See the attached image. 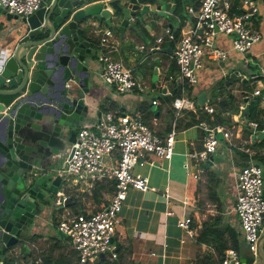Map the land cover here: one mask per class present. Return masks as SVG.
<instances>
[{
	"label": "crops",
	"instance_id": "0c3cea01",
	"mask_svg": "<svg viewBox=\"0 0 264 264\" xmlns=\"http://www.w3.org/2000/svg\"><path fill=\"white\" fill-rule=\"evenodd\" d=\"M230 1L232 12L238 13L241 2ZM170 2L172 5H175L172 1ZM149 4L150 8H154L157 5ZM258 4L260 10L253 22L255 28L260 29L263 33L260 42L256 43L246 52L240 53L232 48L231 38L228 35L219 33L214 39L213 46L227 51L229 57L218 59L204 54L202 56V65L197 70L198 81L194 84L188 83L193 87L190 94L184 91L183 86L186 82L179 78L177 65L174 74H167L169 63L172 59L174 62L175 60L171 52L172 50L164 52L162 49L170 46L173 48L176 45V40H170L167 35L165 39L163 37L164 30L157 31L155 29V22L148 20L152 16L150 13L145 14L146 22L142 25L137 24L135 30L125 27L123 31H118L114 25L111 26L103 23L95 26V32L91 35L94 58L89 71V79L92 80L93 87L90 89V96L85 97L89 114L84 124H95L103 116L105 113L101 108L103 104V109L113 111L116 116L131 115L138 111L144 121L153 130L159 134H165L171 127L175 126L177 129V118L182 115V111L191 110L196 112L198 107L207 111L205 105L212 106V89L218 79L227 76H240L237 71L242 73L240 76L242 78V83L240 84L242 85L240 86L238 81H235L231 85L232 88L230 87L232 93L235 94L234 101L239 105L238 111L231 112L233 124L230 131L234 133V137L233 146L231 145L232 148H229L227 152L230 159L225 163L221 157L219 160L215 159L214 153L211 167L215 171V176L209 172L202 175L204 184L206 183L207 200L211 201L210 203L213 207L210 209L203 208L206 200L200 198L201 191L203 190L200 182L202 178L195 179L190 173H187L184 167V162L187 161V152L199 150L202 147V136L200 135L204 131L201 126L202 124H194L183 130L177 129L180 134L177 133L178 136L176 135L174 152L169 160L153 157L152 163L146 162L143 165H136L134 167V173L148 177L149 188L147 190L135 188L128 190L126 200L120 212V222L115 232L114 240L116 239V242H113L117 256L111 259L108 258V261H116V264H196L195 260L199 253L206 249L213 251V248L197 244L195 242L196 235L192 237L186 235L178 225V220L189 212L192 215V222L193 220L195 221L192 227L196 228L197 234L201 224L206 220L208 215L216 216L219 213L221 214L220 206L218 208L219 203L223 209L221 214L222 221L226 224L229 223L230 225L239 227V220L234 211V203L237 194L236 172L242 166H239L240 164L236 162L238 161V157L235 153V148H238L240 151L245 150L250 155H253L256 149H251L247 145L248 143L254 144L260 140L255 139L254 142H252L251 138L247 140L242 137V132L246 125L249 126V121L256 120L262 123L264 120V1L260 0ZM12 14L11 19L9 21L4 20L3 26L0 28V46L5 43H15L16 38L19 36L17 31L10 29L9 26L18 20L14 17L15 13ZM170 15L167 13V18L165 16L162 17L164 19L161 18L157 21V27H162V23L165 22L164 28L172 26L173 29H177L180 22L183 21V27L187 28L188 25L185 23V18L182 19L176 15V19L170 21L168 20ZM0 19L3 20L4 16L2 15ZM169 23H172V25H169ZM107 29H110L112 32V35L109 36V41L115 48L114 57L122 60L128 68L132 69L133 74L139 79L140 88H134L132 91L125 92V94H119L113 91V87L109 86L110 84L101 75V66L96 59V55H98L100 49V37ZM159 36H162V41L156 42V38ZM156 43L160 50H151V47ZM142 45L144 47L141 48ZM11 49V47L2 49L4 58L6 54L11 52ZM238 60H241L246 69L241 70L237 68L236 71L234 70L226 74V66L234 67V63ZM152 61H158L159 63V65H156L158 71L155 87H153L152 82L153 70L150 71L148 69ZM254 68L261 70L260 72H258L259 70L254 71ZM250 78L253 80L250 81ZM71 81L68 82L67 87L69 89H78L79 86L77 85V87ZM234 84H238V86L234 87ZM180 86V94L176 97L190 98L192 109L187 106L179 109L174 107L172 102L168 101L167 98ZM163 87L166 88L165 91L162 90ZM255 89H260L261 92L255 94ZM171 91L173 92L171 93ZM202 92L206 95L204 105L198 102V95ZM245 97L248 99L245 100ZM154 99L157 100V103H153ZM246 105L248 106V115L241 116V109ZM212 111L207 112L212 113ZM202 121L206 122L209 120L206 118ZM77 127L76 132L80 126ZM223 127L228 129V126L223 125ZM217 136L220 144L216 153L222 150L220 148L221 144L227 143L222 133H217ZM261 153L264 154V147ZM251 161L254 160L251 159ZM224 172L226 173L224 174ZM211 180L214 181L211 182ZM213 182H218V186L215 188L217 200L212 199L209 194ZM91 186L84 182L72 183L70 190L63 195V197L69 196L71 198L70 204L63 206L61 211L63 213L91 212L101 208L106 203L112 189L107 184V187L102 190L104 191V195L101 201L98 202L89 191ZM72 197L77 199V207L74 206L75 200ZM192 197L194 198L193 201L191 200ZM199 199L202 201V205L199 203ZM168 211H171V213H168ZM53 213H56V211L51 212L50 215ZM47 219L44 217L42 224L40 225L41 221L39 223L40 226H43L42 230H39L40 227H33L29 236H26L30 246L24 254L31 253L33 256L38 255L41 258L40 254L42 253H52L54 255L61 253L64 254L65 261L71 259V263L67 264H75L77 256L75 254V258H71L72 254L68 245H64L62 242L65 235L57 229V224L55 227L46 228L44 231V223ZM32 235H37L38 238L32 239ZM181 237L185 240L181 241ZM248 251L246 244L243 243L240 251L241 257L245 256ZM60 261L63 262L62 259Z\"/></svg>",
	"mask_w": 264,
	"mask_h": 264
},
{
	"label": "water",
	"instance_id": "95a60500",
	"mask_svg": "<svg viewBox=\"0 0 264 264\" xmlns=\"http://www.w3.org/2000/svg\"><path fill=\"white\" fill-rule=\"evenodd\" d=\"M175 9L170 1L150 8L137 0H47L28 15H14L18 20L9 26L19 36L15 43L0 46V260L4 249L27 243L26 236L39 225L45 210L55 211L71 188L56 170L75 139L77 126L89 114L85 97L93 87L89 71L95 26L103 23L118 31L135 30L146 22V13L167 18ZM2 15L0 28L13 16L0 6ZM7 47L12 49L4 58L2 49ZM171 50V46L162 49ZM157 71L155 66L153 87ZM70 80L79 91L67 87ZM205 101L202 92L198 102L204 105ZM246 115L247 105L241 109V116ZM250 138L263 140L264 132L252 133ZM70 200L64 197L63 206ZM241 260L264 264V224L256 248Z\"/></svg>",
	"mask_w": 264,
	"mask_h": 264
},
{
	"label": "built area",
	"instance_id": "2783aa9c",
	"mask_svg": "<svg viewBox=\"0 0 264 264\" xmlns=\"http://www.w3.org/2000/svg\"><path fill=\"white\" fill-rule=\"evenodd\" d=\"M45 0H0V6L19 16L28 15L38 9ZM257 0H241L239 12L233 13L230 0H198V4L187 6L185 23L173 48V57L179 70V78L187 83L198 81L197 70L202 65V56L226 59L227 51L213 46L219 33L232 35V48L240 53L246 52L259 43L263 33L254 26V18L259 13ZM170 40H175L172 27L164 28ZM110 29L100 37L98 61L101 75L117 90L122 92L140 88L139 79L120 59L114 57V45L110 43ZM162 41V36L156 42ZM144 47L143 45L141 48ZM159 48L157 43L151 47ZM238 75H242L237 71ZM255 89L254 93H260ZM153 103H157L154 99ZM176 108L185 106L192 109L190 98L176 97L172 101ZM207 111H212L211 106ZM194 110V109H193ZM205 134L199 150L187 152L184 167L195 179H201L206 172V163L212 160L220 141L217 133H222L225 140L231 141L234 133L221 125L209 126L201 122ZM253 132H264V120L248 122ZM177 130L171 127L165 134L153 130L136 111L131 115L116 116L108 110L95 124H84L79 128L75 139L63 156L56 173L69 179L72 183L95 181L113 182L111 194L101 208L91 212L61 213L57 229L69 237L72 249L76 251L75 264H97L117 256L113 238L120 222V212L127 197L128 190L135 188L147 190V176L134 173L136 165L152 163L153 157L170 159L174 152ZM236 200L234 211L241 231V240L247 249L256 248L259 230L264 224V176L261 166L256 162L246 164L236 172ZM171 213V211H168ZM178 225L188 236L196 235L192 227V215L186 214L178 220ZM185 239L181 237V241ZM9 264H42L40 258H16ZM221 264H243L241 254L235 248L225 250Z\"/></svg>",
	"mask_w": 264,
	"mask_h": 264
},
{
	"label": "trees",
	"instance_id": "16d2710c",
	"mask_svg": "<svg viewBox=\"0 0 264 264\" xmlns=\"http://www.w3.org/2000/svg\"><path fill=\"white\" fill-rule=\"evenodd\" d=\"M137 1L141 4H144V3L154 4L157 0H137ZM165 1H172L176 6L174 13H171V15L168 17V20L170 21L176 19L177 17L176 15L181 13L184 10V6L186 3H187V6L191 4L196 6L198 4V0H160L156 3H162ZM185 14L183 16L184 18L187 17ZM182 24H183V21L180 22V25H178L176 32H174L175 40L179 37L181 33ZM165 25L166 23H164V26ZM165 56L167 57V55ZM156 65H159L158 61H152L149 64L148 69L152 71ZM176 69H177V66L172 59V61L169 63V69L167 70V74L168 75H171L172 73L174 74ZM236 80L237 79L234 76L221 77L220 79H218L214 83L213 89H212V96H211V100H212L211 104L213 107L212 113H209L205 111V109L200 108V107L197 108L196 112H193L191 110H184L182 111V115L178 116L177 118V129L183 130L194 124H198V123L200 124L201 122H205L202 120L206 118L209 121H206L205 123H207L209 126L224 125V126L231 127L233 124L232 123L233 121L231 120V112H236L239 109V105H237L234 101L235 94L232 93V89H231L232 88L231 85ZM180 88L181 86L178 87L175 90V92L167 98L168 101L172 102L173 99L178 94H180ZM183 88H184V91H186V93L188 94H190L193 89L192 85L188 83H185ZM101 108L103 110L104 108L103 104L101 105ZM251 131H252L251 128L246 125L243 129L242 137L249 140ZM204 134L205 132L202 131L200 135L203 136ZM226 144L229 145V143H226ZM247 146L251 149H256V152H254L253 155H250L245 150H242V151L236 150L235 153L238 157V161L236 162L240 164L239 166H244L248 164L251 159H253L254 161H260L263 163L264 154L261 153V150L264 147V139L260 140L259 142H255L254 144L248 143ZM208 165H211L210 162H208ZM207 172L215 176V171L212 169L211 166L209 167L206 165L205 173ZM212 181L214 180H211V182ZM84 183H87V182H84ZM87 184H90V183H87ZM107 184H109L110 187L112 188L114 183L110 181H106V182L105 181H95L93 185L90 184L92 186L89 188V191L91 192L93 197H95V199L98 202L101 201L102 196L104 195V191L102 190H104L107 187ZM217 186H218V182L217 183L213 182V186L210 187V191H209L210 197L214 200L218 199V197L216 196V192H215V188ZM72 198L73 200H75L74 202L75 207H77L78 205L77 199L76 198L74 199V197ZM199 203L202 205V201L200 199H199ZM219 206H220L221 214H222L223 209L221 208L220 203L218 204V208ZM60 211H61V207L58 210H56V213H59ZM221 214L219 213L216 216L208 215L206 220L203 221V223L201 224V227L199 228L196 234L195 242L199 245H206L209 248L212 247L213 251L206 249L202 251L201 253H199V255L197 256V259L195 260L196 264H221V261L225 254V250L229 247L235 248L239 252L241 251L243 241L241 240L240 227L230 225L229 223L226 224L225 222H223ZM194 224H195V221L193 220L192 226H194ZM31 238L36 239L38 238V236L32 235ZM22 245L23 244H21L20 246L22 251L27 252L26 249H23ZM7 251H8L7 249H4L3 257L0 260V264H9V262H11L14 259V258L12 259L8 257V255L6 256L5 253ZM73 253L76 254V251L74 250ZM74 254L71 255V258H75ZM24 255L26 259L39 257L38 255L33 256V254L31 253H27ZM40 256L41 258L40 257L39 258L41 259L42 264L71 263V259H69V261H65V256L64 254H61V253L58 255H54L52 253L50 254L42 253L40 254ZM61 259L63 262L60 261ZM98 263L99 264H116V261H108L106 258L102 257Z\"/></svg>",
	"mask_w": 264,
	"mask_h": 264
},
{
	"label": "rangeland",
	"instance_id": "374dc122",
	"mask_svg": "<svg viewBox=\"0 0 264 264\" xmlns=\"http://www.w3.org/2000/svg\"><path fill=\"white\" fill-rule=\"evenodd\" d=\"M158 1H160V0H157L156 2H158ZM233 1H235V2H241V0H233ZM260 0H257V2H259ZM264 1V0H263ZM154 3V4H157V3ZM185 12H186V14H185ZM152 16L151 17H149L148 18V20L150 21V22H155L154 23V27H155V29L157 30V31H163L164 30V26L162 25V27H157V25H156V22L157 21H159L161 18H162V16L161 15H158V14H156V13H150ZM184 14L185 15H187V3L185 4V6H184V10L181 12V13H179V14H177V16L178 17H180V18H184L183 16H184ZM162 19H164V18H162ZM119 34H121V32H119ZM230 38H232V35H228ZM163 37L166 39L167 38V36H166V34H165V31H164V34H163ZM99 54V53H98ZM239 54V53H238ZM97 56L98 55H96V59H97V61H98V58H97ZM261 62V61H260ZM99 64H100V62H99ZM235 64V66L234 67H229V65H227L226 66V74H228V73H231L232 71H236V69L237 68H239V69H241V70H244V69H246V67L244 66V64L241 62V60H238L237 62H235L234 63ZM251 64V63H250ZM101 66V65H100ZM251 67V66H250ZM259 70V71H258ZM260 70L261 69H259V68H254V71H258V72H260ZM236 82L238 81V84H240V83H242V78L240 77V76H237L236 77ZM253 79H251L250 78V81H252ZM102 82L103 83H105L106 84V82L105 81H103L102 80ZM110 84V83H109ZM238 84L237 85H235L234 87H236V86H238ZM242 84H240V86H241ZM109 86H111V87H113V91L114 92H117V93H119V94H125V92H122V91H119V90H117L116 89V87L113 85V84H110ZM106 100V99H105ZM109 108V107H108ZM109 109H111V108H109ZM108 109H103V111L104 112H106ZM253 115V114H252ZM250 118V117H249ZM252 118H256V117H252ZM232 127V126H231ZM231 127H228V129L229 130H231ZM78 128V127H77ZM76 128V129H77ZM178 134H180V132L178 133ZM178 134H177V136H178ZM176 136V137H177ZM233 140V139H232ZM219 148V147H218ZM220 148H222V150L220 151H218L217 153H215V159H217V160H219L220 159V157L222 158V160H223V162H225V163H227L228 161H229V159H230V156L227 154V152H228V150H229V148L231 149L232 147H229V145L228 144H226V143H223V145L221 144L220 145ZM236 150H238V148H235V151ZM66 154H67V152H65ZM63 156H65V154L64 155H62V158H63ZM257 163H259L260 164V166H261V168H262V172H263V176H264V165H263V163L262 162H260V161H256ZM206 165L207 166H211V165H208V163H206ZM226 172H224V174H225ZM50 176H53V173H50ZM192 178V177H191ZM192 179H194V178H192ZM202 179H203V177H202ZM201 179V184H202V188H203V190L201 191V194H200V198L201 199H203V200H206L205 202H206V204L205 205H203V208L205 207V209L206 208H212L213 207V205L210 203L211 201H209V200H207V196H206V187H205V185H206V183L204 184V179L202 180ZM229 187V186H228ZM191 200L193 201L194 200V198L192 197L191 198ZM189 201V200H188ZM75 206V205H74ZM104 206V205H103ZM65 208V207H64ZM73 209V208H72ZM186 214H189V212L188 213H186ZM47 216V217H46ZM44 217H46V219H47V221L44 223V231H45V229L46 228H50V227H55V225L58 223V219H59V217H60V213H53V214H51L50 215V213H48L46 210H45V213H44ZM238 219V218H237ZM42 221L43 220H41V223H40V225L42 224ZM239 223V222H238ZM40 225H38L37 226V228H39V230H42L43 229V226H40ZM115 237V236H114ZM62 242H63V244L64 245H68V248H69V250H70V252H71V254H74L73 253V249H72V244H71V240H70V238L69 237H67V236H65V238H63L62 239ZM113 242L115 243L116 242V239L114 240V238H113ZM23 246V249H26V251L28 250V248H29V246H30V244L28 243V241H27V243L26 244H23L22 245ZM15 248H18V249H16L15 250ZM11 252H10V254L8 255V257H10V258H14V259H16V258H23V255H24V251H22V249H21V247H19V245L17 244L16 245V247H15ZM35 249V248H34ZM15 250V251H14ZM75 255V254H74ZM99 264V263H98ZM189 264V263H188Z\"/></svg>",
	"mask_w": 264,
	"mask_h": 264
},
{
	"label": "clouds",
	"instance_id": "9594fccd",
	"mask_svg": "<svg viewBox=\"0 0 264 264\" xmlns=\"http://www.w3.org/2000/svg\"><path fill=\"white\" fill-rule=\"evenodd\" d=\"M164 23H165V22H164ZM164 23H162V24L164 25ZM181 27H182V25H181ZM172 29H173V27H172ZM176 30H177V29H176ZM176 30L174 31V29H173L174 32H176ZM173 48H174V47H173ZM173 48H172V54H173ZM155 49H156V48H155ZM152 50H154V49H152ZM97 57H98V56H97ZM186 83H187V82H186ZM175 98H176V97H175ZM175 98H174V99H175ZM174 99H173V100H174ZM211 107H212V106H211ZM212 108H213V107H212ZM141 117H142V116H141ZM83 124H84V123H83ZM83 124L80 125V127L83 126ZM221 126H223V125H221ZM78 130H79V129H78ZM169 130H170V129H169ZM176 130H177V129H176ZM203 130H204V129H203ZM204 132H205V130H204ZM76 133H77V132H76ZM76 133H75V135H76ZM177 133H178V131H177ZM252 133H255V132H252ZM162 135H163V134H162ZM202 137H203V136H202ZM233 137H234V136H233ZM232 139H233V138H232ZM226 142L229 143L230 146L233 144V140H231L230 142L226 140ZM199 149H200V148H199ZM212 156H213V155H212ZM211 158H212V157H211ZM211 162H212V160L210 161V164H211ZM251 162H256V161H251ZM249 163H250V162H249ZM249 163H248V164H249ZM256 163H257V162H256ZM258 164H259V163H258ZM259 165H260V164H259ZM63 178H64V177H63ZM66 180H68L69 184L72 186L71 181H70L69 179H67V178H66ZM64 197H66V196H64ZM64 197L62 196V199H61L60 204H59V206H58V208L61 207V210H62V207H63V199H64ZM234 204H235V203H234ZM56 210H57V209H56ZM56 210H55V211H56ZM55 211H54V212H55ZM60 212H62V211H60ZM60 212H59V213H60ZM62 213H63V212H62ZM76 213H79V212H76ZM60 215H61V213H60ZM19 247H20V246H19ZM23 258H25V257H23ZM107 260H108V259H107ZM98 262H99V261H98Z\"/></svg>",
	"mask_w": 264,
	"mask_h": 264
},
{
	"label": "flooded vegetation",
	"instance_id": "af4514ba",
	"mask_svg": "<svg viewBox=\"0 0 264 264\" xmlns=\"http://www.w3.org/2000/svg\"><path fill=\"white\" fill-rule=\"evenodd\" d=\"M19 246H20V245H19ZM14 247H16V245H14L12 248H10V249L5 253L6 256L10 254V252L12 251V249H13Z\"/></svg>",
	"mask_w": 264,
	"mask_h": 264
}]
</instances>
